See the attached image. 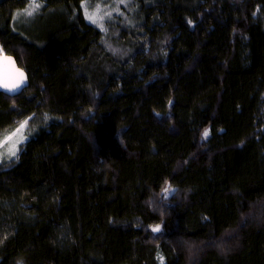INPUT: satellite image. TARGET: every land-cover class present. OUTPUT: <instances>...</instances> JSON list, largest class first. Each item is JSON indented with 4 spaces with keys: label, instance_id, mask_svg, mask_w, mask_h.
Segmentation results:
<instances>
[{
    "label": "trees",
    "instance_id": "obj_1",
    "mask_svg": "<svg viewBox=\"0 0 264 264\" xmlns=\"http://www.w3.org/2000/svg\"><path fill=\"white\" fill-rule=\"evenodd\" d=\"M29 1H0L29 78L0 135L33 129L0 165V264H264V0H135L110 37L88 0L15 25Z\"/></svg>",
    "mask_w": 264,
    "mask_h": 264
},
{
    "label": "rangeland",
    "instance_id": "obj_2",
    "mask_svg": "<svg viewBox=\"0 0 264 264\" xmlns=\"http://www.w3.org/2000/svg\"><path fill=\"white\" fill-rule=\"evenodd\" d=\"M134 2L135 0H123V2H121V0H88L84 2L82 6L87 21L100 29L106 37H110L114 34V32H116L119 25L123 24V21L128 15V12ZM36 3H38L40 7L33 12L31 16H28L25 12V10L29 8L31 0L26 8L16 12L14 18L15 25H25V27H27L37 20L35 16L44 7L45 0H36ZM93 15L95 16V22H93L92 19H89V16ZM20 125L21 123L14 125L6 129L0 135V165L16 159L21 145L32 135L33 129L29 122H27L20 132H17L16 135H12L13 132L20 127ZM8 137H11V139H8ZM13 144H15V156H12L9 152V149L12 148ZM171 192L172 191H169L168 194ZM153 229L155 232H159L161 230L160 227H154Z\"/></svg>",
    "mask_w": 264,
    "mask_h": 264
},
{
    "label": "water",
    "instance_id": "obj_3",
    "mask_svg": "<svg viewBox=\"0 0 264 264\" xmlns=\"http://www.w3.org/2000/svg\"><path fill=\"white\" fill-rule=\"evenodd\" d=\"M29 86V78L16 59L5 53L0 54V93L15 97Z\"/></svg>",
    "mask_w": 264,
    "mask_h": 264
},
{
    "label": "snow or ice",
    "instance_id": "obj_4",
    "mask_svg": "<svg viewBox=\"0 0 264 264\" xmlns=\"http://www.w3.org/2000/svg\"><path fill=\"white\" fill-rule=\"evenodd\" d=\"M121 2H123V0H121ZM40 7V5L38 3H36V0H31V4L29 5V8L25 10L26 14L28 16H31L33 14V12H35L38 8ZM89 19H92L93 22H95V16H89ZM0 52H2V49H0ZM30 119V118H29ZM27 124V120H25L23 123H21L20 127L16 129L15 132H13L12 135H16L17 132H20L21 129L24 128V126ZM208 132L205 131L204 136L207 137ZM8 139H11V137H8ZM15 144L12 145V148L9 149V152L12 156H15Z\"/></svg>",
    "mask_w": 264,
    "mask_h": 264
}]
</instances>
